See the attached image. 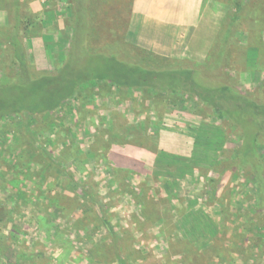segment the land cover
I'll return each mask as SVG.
<instances>
[{
	"label": "rangeland",
	"instance_id": "rangeland-1",
	"mask_svg": "<svg viewBox=\"0 0 264 264\" xmlns=\"http://www.w3.org/2000/svg\"><path fill=\"white\" fill-rule=\"evenodd\" d=\"M19 1L0 0V28L19 9L30 64L56 71L74 0ZM100 1L93 45L119 40L123 55L145 59L125 41L134 0ZM5 51L0 39V83L14 70ZM228 52L225 73L241 92L264 84V0L241 10ZM240 145L197 99L105 82L47 116L3 117L0 264H264V210L236 166Z\"/></svg>",
	"mask_w": 264,
	"mask_h": 264
},
{
	"label": "trees",
	"instance_id": "trees-1",
	"mask_svg": "<svg viewBox=\"0 0 264 264\" xmlns=\"http://www.w3.org/2000/svg\"><path fill=\"white\" fill-rule=\"evenodd\" d=\"M15 1V7L19 0ZM251 0H232L234 9L225 19L209 59L203 64H182L144 53L145 59L123 55L120 41L112 39L110 49L93 45L98 37V18L93 4L100 0H74L71 40L68 51L54 72L37 71L29 62L22 41L21 15L16 9L15 23L0 28V39L13 67L8 81L0 83V119L9 115L47 116L59 110L81 88L93 83H109L117 89L148 94H182L209 108L225 127L239 136L234 150L236 166L244 169L258 189V205L264 210V84L243 93L229 81L225 69L231 64L234 28L241 10ZM92 5V6H91ZM97 20V19H96ZM113 35V34H111ZM148 58V59H147ZM221 137H225L222 129ZM101 220L105 223L103 216ZM1 256V249H0ZM125 264L123 260H119Z\"/></svg>",
	"mask_w": 264,
	"mask_h": 264
},
{
	"label": "crops",
	"instance_id": "crops-1",
	"mask_svg": "<svg viewBox=\"0 0 264 264\" xmlns=\"http://www.w3.org/2000/svg\"><path fill=\"white\" fill-rule=\"evenodd\" d=\"M226 0H134L126 43L169 60L205 63L226 19Z\"/></svg>",
	"mask_w": 264,
	"mask_h": 264
}]
</instances>
